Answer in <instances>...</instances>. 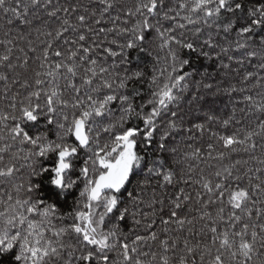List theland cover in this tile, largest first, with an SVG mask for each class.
Listing matches in <instances>:
<instances>
[{"label":"snow or ice","instance_id":"snow-or-ice-1","mask_svg":"<svg viewBox=\"0 0 264 264\" xmlns=\"http://www.w3.org/2000/svg\"><path fill=\"white\" fill-rule=\"evenodd\" d=\"M0 264H264V0H0Z\"/></svg>","mask_w":264,"mask_h":264}]
</instances>
